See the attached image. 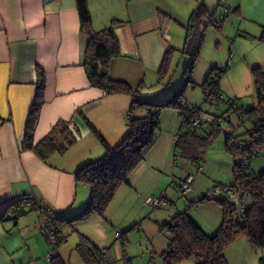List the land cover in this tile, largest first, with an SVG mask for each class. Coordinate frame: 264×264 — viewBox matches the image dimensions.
<instances>
[{
    "label": "crops",
    "instance_id": "obj_1",
    "mask_svg": "<svg viewBox=\"0 0 264 264\" xmlns=\"http://www.w3.org/2000/svg\"><path fill=\"white\" fill-rule=\"evenodd\" d=\"M164 2L87 0L93 31L103 30L113 20L122 22L116 29L120 57L108 63L112 79L129 84V76L133 74L131 68L134 66L137 67L136 74L138 68L143 71L157 70L158 73L164 51L168 47L180 50L168 45L167 41L173 40L170 28L183 23L185 25L196 6L192 0H174L172 9ZM179 35L184 43L183 29L173 36ZM86 47L87 39L80 33L75 0H0V212L7 208L11 200L28 192L41 199L50 209L59 212L61 219L70 218L82 210L89 189L76 181L75 173L83 164L101 159L104 151L84 119L75 115L77 110L83 111L86 119L99 128L105 138L101 136L112 147L118 145L126 134L130 99L123 95L105 96L100 89L90 86L82 66ZM38 70L43 71L45 87L44 102L34 129V143L45 138L59 121L70 123L77 141L64 155L54 154L47 163L42 162L32 151H22L20 148L35 97ZM139 84L142 85L143 81ZM103 121L108 124L104 132L99 127ZM159 138L156 132L152 145L143 154L142 163L114 197L130 202L133 198L145 196L143 204L147 206V200L157 190L152 173L162 172L174 143L173 139V143L161 144L157 157L150 159L147 164V157ZM98 154L101 156L95 158ZM208 207H211L213 215L209 212L202 218L209 222L211 216L215 220L217 213L212 203L189 210V215L194 216L192 220L200 227L201 219L195 210L210 211ZM90 216L92 214L86 219ZM38 218L36 211H30L14 224L7 222L0 225V233L12 230L14 233L10 234L24 241L33 238L36 244L43 243ZM65 226L73 227L62 224L63 236L67 235L64 233ZM101 230L96 229V233L102 238ZM242 237L245 240L237 244V250L250 251L252 244L245 236ZM0 249L7 253L12 249L8 238L4 239L1 235Z\"/></svg>",
    "mask_w": 264,
    "mask_h": 264
},
{
    "label": "trees",
    "instance_id": "obj_2",
    "mask_svg": "<svg viewBox=\"0 0 264 264\" xmlns=\"http://www.w3.org/2000/svg\"><path fill=\"white\" fill-rule=\"evenodd\" d=\"M75 2L80 33L87 39L82 66L90 86L100 89L105 96H127L130 103L126 114L127 133L115 147L105 141L86 119L81 109L75 112L76 116L84 119L104 151L101 159L83 164L75 173L76 181L89 189L87 201L80 212L70 218L61 219L59 212L50 209L33 193L30 195L25 193L11 200L7 208L0 212V225H3L7 222L14 224L18 218L28 212L36 211L37 204L49 210L52 212V221L56 227L54 234L57 247L66 240V237L61 234L62 224L73 225L91 214L103 216L116 191L128 183L132 172L142 163L144 152L152 145L155 133L160 130L159 117L163 110L176 111L180 119L178 134L174 136L173 151L178 150L181 158L188 160L198 169H201L203 163L204 148L212 136L219 131L218 123L223 118L211 115L210 118L213 120L211 124L207 123L203 126L200 123L192 126L193 118L202 115V111L199 106L186 105L184 94L188 86L192 84L191 77L200 54L206 28L211 25L220 32L229 14L227 8H224L225 15L218 21H215L214 14H209L202 3L193 9L186 24L180 26L185 33L182 48L176 50L168 47L163 53L157 73V85H160L169 73L173 55L178 52L189 59L184 70V82L169 97L160 101H151L141 96V84L133 88L126 81L112 79L109 76V61L120 57L116 29L122 22L113 20L103 30L95 32L91 27L87 0H75ZM236 12L238 8L232 13ZM206 21L208 25L205 24ZM259 39L264 41V29ZM224 72L225 68L211 69L201 88L205 103L215 108L224 104L228 107L227 112L230 115L237 114L236 118L240 127L244 128L241 135H236L232 127L230 132L223 133L225 151L231 156L233 162L232 182L229 185L216 184L213 187V191L217 190L216 194L207 191L197 201H189L185 211L177 212L159 225V230L166 232L168 238L167 248L161 253L163 264H183L190 259H195L196 264H228L224 253L225 248L240 236H245L255 249L264 252V170L254 172L251 169L253 158L264 157V68L257 67L252 70L257 105L247 110L238 100L225 99L221 94L219 79ZM44 87L43 71L38 70L35 97L20 148L22 151H32L42 162L47 163L52 155H64L71 149L76 143V136L69 122L59 121L45 138L34 143V129L39 109L44 102ZM227 122H229L228 119ZM236 188H239L240 192ZM205 203H216L221 210V222L213 235L206 234L189 217L190 209ZM17 206H21L20 210H16ZM75 250L84 264H110L107 249L98 248L83 235H79V243ZM50 262L64 264L57 253ZM259 262L264 264V257H261ZM127 263H130L129 260Z\"/></svg>",
    "mask_w": 264,
    "mask_h": 264
},
{
    "label": "rangeland",
    "instance_id": "obj_3",
    "mask_svg": "<svg viewBox=\"0 0 264 264\" xmlns=\"http://www.w3.org/2000/svg\"><path fill=\"white\" fill-rule=\"evenodd\" d=\"M164 1L168 8L174 6L172 3L174 0ZM192 2L194 7L201 3L204 4L209 14H214L215 21L223 18L224 8H227L229 13L220 32L208 25L207 21L205 22L208 27L205 30L200 54L192 73V85L186 89L184 94L186 105L199 106L204 118H209L211 115H215L216 118L223 117L218 123L219 131L212 136L204 148L201 169L181 158L178 150L173 151L174 145H172V152L169 159L165 160L162 172L152 173L153 181L157 183V190L150 196L166 201L167 205L152 209L143 204L145 196L133 198L130 202L123 201L117 196L114 197L103 217L92 214L85 221L73 224V227H64V233H67L66 240L59 245L56 253L65 264H84L75 250L80 234L88 237L100 248L107 249L110 264H126L127 260L129 264H163L161 253L167 248L168 238L166 232L159 230V225L177 212L185 211L190 200H198L199 195L207 191L212 192L216 184L229 185L232 182L233 162L231 156L225 151L223 133L230 132L233 128L236 135H241L244 128L240 127L235 115H229L228 107L224 104L215 108L204 102L201 84L211 69L215 67L223 70L225 68V72L219 79V89L224 98L238 100L245 110L257 105L252 70L257 67L264 68V41L259 39L264 29V0H192ZM236 8L238 12L232 13ZM183 24L170 28L173 40L171 42L168 40V45L182 48L181 36L173 35L182 30L180 25ZM188 61L186 56L176 52L171 59L169 73L160 85H157V70L143 71L138 68L136 74L137 67L134 66L131 68L133 74L129 76L131 81L129 84L136 88L138 83L143 81L140 90L143 99L160 101L169 97L183 84L184 70ZM208 120L205 119L201 125L205 126L213 122L211 118L210 121ZM107 125V122L103 121L99 127L104 132ZM159 126L160 132L157 133L160 138L147 157V164L150 159L157 157L156 153L160 150L158 148L161 144L170 141L173 143V137L178 134L180 126L178 113L171 109L163 110L159 117ZM94 127L96 128L95 125ZM96 129L100 131L99 128ZM99 133L105 138L101 131ZM99 156L101 154L96 155L95 158ZM251 169L254 172L264 170V157L253 158ZM188 178L189 192L182 197L176 185ZM236 189L240 192L239 188ZM212 204L217 212L215 220L212 219L213 216L209 222L202 218L209 212L213 215L211 207H208L210 211L195 210L196 215L201 219L202 229L208 235H213L221 222L220 207L216 203ZM192 216L189 217L192 218ZM96 229H102V238L96 233ZM10 232L14 233L12 230ZM10 232L0 233L4 239L8 238V244L12 246L9 253L0 249V264H53L49 262L48 256L54 247L45 238L42 237L43 243L36 244L33 238L24 241ZM241 238L243 237H238L236 243L225 248L224 253L228 264H260L259 260L264 257V252L255 249L253 245H250V251L237 250V244L245 240ZM183 264H196V261L190 259Z\"/></svg>",
    "mask_w": 264,
    "mask_h": 264
},
{
    "label": "built area",
    "instance_id": "obj_4",
    "mask_svg": "<svg viewBox=\"0 0 264 264\" xmlns=\"http://www.w3.org/2000/svg\"><path fill=\"white\" fill-rule=\"evenodd\" d=\"M231 57H232V55L230 54V58ZM219 98H221V96H219ZM232 114H234V113H232ZM234 115L237 117L236 113ZM205 119L206 118H204L203 115H200L198 117L193 118L192 126L199 125L200 123L204 122ZM208 121H210V119ZM188 180H189V178L186 181L179 183L178 184L179 186H177V190L179 191V193L182 197L187 195V193L189 192L188 184H190V182L188 183L187 182ZM191 183H192V181H191ZM216 193H217V190H214L211 192V194H216ZM27 194L30 195V192H28ZM210 195H209V197H211ZM146 204H147V206L151 207L152 209H155V208L165 207L167 205V202L160 200V199H156V198H150L147 200ZM37 205H36V212L39 215L38 219H39L40 232L42 233L43 237L47 240V242L54 247V250L48 256L49 262H50L52 260V258L56 255V251L58 248L57 247V240H56L55 234H54L56 227L54 226L53 221H52V212L44 209V207H42V206L40 207L38 205V207H37ZM16 208H17L16 210H20L21 206H17Z\"/></svg>",
    "mask_w": 264,
    "mask_h": 264
}]
</instances>
